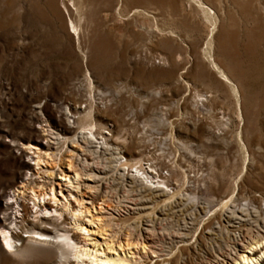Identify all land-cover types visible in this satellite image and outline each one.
Wrapping results in <instances>:
<instances>
[{
    "label": "rangeland",
    "instance_id": "rangeland-1",
    "mask_svg": "<svg viewBox=\"0 0 264 264\" xmlns=\"http://www.w3.org/2000/svg\"><path fill=\"white\" fill-rule=\"evenodd\" d=\"M120 1L81 0L85 20L76 36L58 10L60 0H0V223L13 220L19 209V234L27 235V229L40 237L43 228L51 231L43 235L46 241H25L15 252H5L0 238V264L74 260L58 248V235L75 231L72 221L58 212L37 219L42 213L31 207L30 190L22 191L25 178L35 190L52 187L58 203L80 199L101 219L102 227L83 225L89 231H81L87 247L122 256L126 264H157L174 256L177 247L183 255L175 264H231L226 250L210 249L221 240L218 220L225 224L229 218L228 228L236 236L241 232L228 242L239 253L246 251L247 232L264 236V0H221L215 6L219 22L212 33L213 54L237 85L238 103L205 60L210 25L202 17L188 16L185 23L167 19L175 40L150 41L144 31L132 35L120 28L114 10L120 7L126 17L136 7L133 0ZM64 2L77 20L79 0ZM146 8L157 13L153 5ZM86 73L92 100L83 81ZM205 93L212 96L199 100ZM90 107L101 132H111L109 144L118 147L121 160L142 158L141 164H150L149 173L164 174L168 186L180 190L176 197L163 204L164 197L151 201L133 190L112 168L111 149L95 141L86 144L77 135L74 116ZM28 145L46 154L38 166L33 150L24 149ZM74 169L80 173L75 181ZM14 189L18 203L9 198ZM229 196L236 198L231 205L236 214L227 208L221 217L218 205ZM191 197L198 201L194 222ZM23 203L26 212L18 206ZM245 204L250 217L263 225L241 216L239 207ZM127 240L132 245L125 246ZM105 244L113 247L102 250Z\"/></svg>",
    "mask_w": 264,
    "mask_h": 264
},
{
    "label": "bare ground",
    "instance_id": "bare-ground-1",
    "mask_svg": "<svg viewBox=\"0 0 264 264\" xmlns=\"http://www.w3.org/2000/svg\"><path fill=\"white\" fill-rule=\"evenodd\" d=\"M51 1L52 3L53 2L57 3L58 0H51ZM80 1L81 0H79V5L77 6L73 4V6L76 7V8L74 7L76 9V12L79 13L78 14L79 18L77 20H75L76 18L72 19L70 17L71 9L69 5L64 2V0H60L61 5H60V8L58 9L60 11L62 10L61 12L64 13V15L67 17L69 27L71 28L72 33L73 34L75 33L76 36L82 30V21L85 20L84 17L82 16V13L80 12L82 10V4ZM90 1L93 2L96 0H90ZM220 1L221 0H133V2L136 4L135 5L136 7L133 8L131 14L124 17V15L120 12V7H117L116 10H114V13H115L114 20L117 23H120V28H129L130 29L129 31L133 33L132 35H138L139 32L144 31L148 35V38L150 41L152 38L161 37L162 38L161 41L167 44L170 42V39L171 41L175 40L174 36L176 35L175 31L166 23L167 19L178 18L180 19L182 23H185L188 16L196 15V16L202 17L210 25V34L207 38L205 47L203 49L204 56L206 58L205 60L208 62L209 66L217 73V75L227 83V85L230 88L231 94L235 97L238 103L240 99V93H239V89L237 85L233 82L232 77L225 70V68L219 62L216 61V59L214 58V54H213L214 42L212 38V33L214 32L215 28L217 27V23L219 22L215 6L218 7L220 5L219 3ZM120 2L121 1L119 0L118 3ZM146 4L153 5V9L157 11V13L154 14L153 12L148 10L147 9L148 7L146 8ZM130 15H133V16L128 18ZM144 19L150 21L152 23L151 26H148V27L144 26L141 23V21ZM136 27H137L138 32L135 29ZM161 58H164V57H161ZM167 58L169 59V61H171L172 59V57H167ZM83 81L87 83V86L90 89L88 97L90 100H92L93 94L91 92H92L93 86H92L91 79L88 73L85 74ZM201 96L202 97L199 100L204 101L210 98V96L212 95L210 93L208 94L205 93V94H201ZM74 117L77 119V123L79 125V130H80L77 133V135L79 134L81 139L84 140L86 144H89L95 141L97 142V145L99 148L103 146H107V148L105 147V149L103 150L111 149L112 156L109 159V161L113 163L112 168L116 169V171L118 172V177L122 181L124 179L129 180V182L132 184L131 188L133 190H139L140 192L142 191L144 193L143 196H147L151 201H155L158 197H164L159 201L163 204H167V202H170L174 197H176L177 194H179L180 192L179 189H172L171 187L168 186V182L166 181L167 177L164 174L162 175V174H157V173L155 174L149 173L148 170L150 167L148 166H150V164L149 165H146V163L141 164L142 158H138L136 160L124 158L123 160H121L122 155H120V150L118 149V147H115L112 144H109V141H108L109 138L107 137V135L111 136L112 135L111 132L109 130L101 132V127H99L92 118L91 107L89 110H87L82 115H77ZM220 119L223 120L222 118ZM24 149L33 150V153L36 154L35 164L37 166L41 158L46 155V154H41L40 152H38L37 149H33V147L30 145L25 146ZM40 149H43V148L41 147ZM33 159L34 158H32V160ZM67 164H68V167H71L70 162H68ZM73 173L74 174L72 176V179L74 181L80 178L79 171H76L74 169ZM62 175H65V172ZM164 182H166V184ZM20 183H22V186H23L22 191H25L27 189L30 190L27 197H28V200L32 201L31 207L36 208L35 213L36 212L42 213V216H40L37 219L46 220V218H48V215H50L52 212H58V214L61 217L63 216V219H68L72 221L70 222V224L73 225L72 230H75V231H72L71 235H68L67 233L71 229L70 230L65 229L62 234L58 235V237L61 238L62 245L60 247L57 246L60 249L59 251H61V256L67 257L71 255V257H73L74 260L70 261L71 264H77L78 261L84 262L85 264H126L127 263L125 262V259L122 256L121 257L113 256L107 252H104L101 250L97 251V249L95 248L90 249L87 247V244H86L87 239L84 237L81 231L82 230L87 231V232L89 231L87 227H84L83 225L85 224V222H89V223H96L97 227H102L100 224L101 219L100 220L98 218L95 219L94 216L90 214V210L88 208H85V207L83 208L84 205L82 202L79 201L80 199L78 200V198H75V200L72 202L71 201L59 202L61 203V207L57 208L56 206L50 203V201L54 202L56 205L58 203L57 202L58 199H56L55 197L56 195L52 187L51 188L49 187L48 190L46 191L41 189L42 187L38 190H35V188L30 187L29 183L31 182L30 180H28V178L21 179ZM46 194H48L49 199L47 200V202H44L46 200L45 199ZM17 196H18V193L14 189L11 191L9 198H14L15 202L18 203ZM195 201L198 202L195 197H191L190 202H188V205H189L188 209H191V212H189L190 217H191L190 219L193 222L196 221L197 219V216H195V211H194ZM235 201H236V198L234 196H229L228 198L222 199L220 201L218 205L219 206L218 211L221 217H222L223 212L227 208H229L228 209L229 214L235 216L237 210H234L235 207L233 208L231 206L234 204ZM18 206H22L21 209L24 210V212H26L28 209V206L25 205L24 203L22 205L19 204ZM239 208H240L239 211L241 212L240 213L241 216L250 217L251 213L249 211L250 209L248 208V205L245 204L244 206L239 207ZM18 211L19 209L15 210L14 215H13V220H11L8 223H5V222L0 223V238L2 241L1 245L5 252H15L17 250L22 249V247L20 246L25 241L33 240L35 242H44L46 241V239L43 237V235H49V233H51L49 229L43 228L41 232H38L40 237L33 236L31 233H33L34 231L27 230V229L25 230V232H28L27 235L19 234L18 232L19 226L17 222L21 220H17V218H20L21 217L20 215L22 214L19 213ZM64 211L66 214H64ZM67 215L68 217H66ZM258 216H259V213L257 214V217ZM84 218L86 219L84 220ZM250 218L252 219L254 223H257L256 224L257 226L263 225V223L262 224L260 223V219L256 217H250ZM227 222H231V220L228 218ZM226 223L221 224L219 220L216 223L219 229V236H220L219 239L221 240H219L220 242L217 241L218 243L216 246L214 245V243L212 244V247L210 246L211 251L217 252L223 249L226 250V254L230 256L231 264H264V236L261 235L259 231H256L253 233L247 232L245 236H249V237L247 238L246 242H244L242 246V248H244V250L246 249V251L245 253L243 252L239 253L238 250L235 249L233 246H231L228 242L229 240L238 239V236H240L241 232L238 231V236H236L235 232L230 230L228 228L229 226ZM197 230H199V228H197ZM17 241H19L20 243H17ZM109 245H106L104 249L102 250L113 247ZM124 245L129 246L132 244L131 242L127 240V242L124 243ZM119 246H121V244H119ZM176 250H177V253H175L174 255L175 259L173 258L174 256H172L170 257L169 260H161L156 263L157 264H164V263L165 264H168V263L175 264V261H180L183 255L182 247H177ZM217 262L218 264H225V261H217ZM183 264H185V260ZM201 264H211V263L201 262Z\"/></svg>",
    "mask_w": 264,
    "mask_h": 264
}]
</instances>
